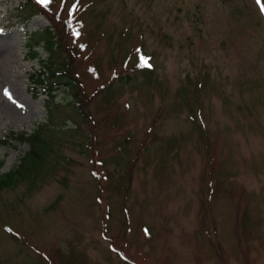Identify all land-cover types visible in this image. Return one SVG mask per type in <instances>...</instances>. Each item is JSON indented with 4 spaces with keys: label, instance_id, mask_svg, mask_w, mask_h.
Wrapping results in <instances>:
<instances>
[{
    "label": "rangeland",
    "instance_id": "374dc122",
    "mask_svg": "<svg viewBox=\"0 0 264 264\" xmlns=\"http://www.w3.org/2000/svg\"><path fill=\"white\" fill-rule=\"evenodd\" d=\"M24 1L0 0V139L48 122L53 141L32 184L27 171L0 191V264H264V17L256 0H78L68 29L83 21L72 73L94 93L86 109L95 128L65 106L64 85L53 96L35 86L31 74L48 55L35 46L40 57L32 58L27 34L50 23L42 15L18 21ZM59 1L48 3L58 9ZM141 48L154 66L149 80L130 65ZM113 113L122 114L119 128H110ZM28 149L1 144L0 174ZM99 159H110L114 179L127 175V198L104 190L96 200ZM104 223L112 246L125 245L119 257Z\"/></svg>",
    "mask_w": 264,
    "mask_h": 264
},
{
    "label": "trees",
    "instance_id": "16d2710c",
    "mask_svg": "<svg viewBox=\"0 0 264 264\" xmlns=\"http://www.w3.org/2000/svg\"><path fill=\"white\" fill-rule=\"evenodd\" d=\"M81 1V0H80ZM78 2V0H61L59 1V8H55V3H41L39 0H25L24 3L20 4L16 10L19 12V14H22V18H19V21L22 23L27 22L33 15L36 14H42L45 16L48 20L50 25L42 28L34 30L30 33H28L29 37V47L31 48L30 56L32 57H40V54L37 50H34V47H41L47 52V57L44 59L39 58L40 68L35 72L31 74V78L35 84V86L39 87L41 91H43L46 94H49L50 96H53V92L56 88V86L64 85L65 88L69 91H71V97L72 99L67 102L65 106H71L76 111V114L78 116H81L86 119L88 117L89 123L91 124L92 128L97 127V122L91 120L89 117V114L87 112V106L90 100L93 98L94 93L92 94H86L84 91H81V85L77 79H75L72 72H75L74 70V60L77 54L79 55L78 45H76L74 42L75 34L77 33V28H82L83 21L77 22L73 26V30L71 32L68 31L70 26L72 25L73 21V8L75 4ZM68 3H70L69 6H71V10L67 13L68 9ZM256 3L258 5L259 10L262 12L264 17V11H262V8H264V0H256ZM58 4V5H59ZM84 6V9L86 10L87 7H89L92 3H82ZM67 13V14H66ZM66 14L64 17L63 15ZM70 40L73 42L74 46L70 43ZM77 48V50H76ZM144 48H141L137 53L131 54L132 62L130 63L131 66L134 67V69H137V72H142V76L146 79H150V74L152 73L154 66H146L144 58L147 57V52ZM149 56L146 58L148 59ZM130 57H126L123 60V64H128V60ZM144 61V62H143ZM147 62V61H146ZM74 64V65H73ZM151 65V64H150ZM87 70H91L93 74L99 73V65L98 63L92 66L89 64L87 66ZM129 71L133 72V68H129ZM114 76H117L115 73ZM130 72H127L126 80H129ZM121 77V76H120ZM118 77V79L120 78ZM80 86V87H79ZM34 90H36L34 88ZM83 90V89H82ZM81 92H83V95H81ZM113 92L111 85L107 86L104 90L105 98L104 101L107 103H110V100L113 97ZM110 93V94H109ZM122 116L121 113H113L112 116H110V128H119L121 126V119ZM47 123H43L39 126H36L33 131H31L29 134H27L24 131H10L9 134L5 135L3 138L0 139V145L1 144H12V141H17L19 144L27 143L29 149L24 153V155L20 158V161L18 165L5 172L0 174V191L4 189L13 188L16 186L17 183L24 181L25 179L24 173L29 172L28 176L26 177V182L32 184V182L29 181L31 177V171L35 170L38 166V164L41 162V160L44 158V149H45V143L53 141V131H49L51 128H47L46 131H43L45 127L48 125ZM202 127V126H201ZM81 130V129H80ZM199 134L203 138L204 133L206 132L205 129H199ZM91 135L92 132H89ZM204 139V138H203ZM205 145L207 144L208 134L206 132V139ZM171 143V141H169ZM90 141H88V148L90 149ZM87 143H80L81 148H83ZM120 146V145H118ZM84 150V149H82ZM124 152H126V149H123ZM29 155H32L31 159L27 160V157ZM62 157L59 155L58 158ZM108 160H102L99 159V164L96 165L92 171L93 176L96 178L94 179L96 182V188H97V201H99L101 198L102 192L105 190H110L112 193H117L118 195H123L124 197L127 196V187L124 186V182L126 180L127 175H120L115 177V179L112 177L114 175L113 171L106 169V165L109 162ZM56 161V163H57ZM5 162V159L0 157V169L3 167ZM55 163V165H56ZM97 163V162H96ZM55 168V166H54ZM98 168H102L103 171H99ZM106 181L107 185H101V181ZM103 189V190H102ZM127 198V197H126ZM125 198V199H126ZM107 201L109 200V196L106 198ZM125 201V200H124ZM121 210L124 212L123 215V221L122 224L124 226V232L128 231V218H127V207L125 206L124 202L122 203ZM243 217L245 218L243 220ZM242 232L244 234L245 225L250 222V209L247 207L244 209L242 214ZM103 234L106 232V226L105 223L103 224ZM106 239L110 240L114 238V236L105 235ZM110 238H109V237ZM116 248L112 246L111 242V248L112 250L120 256V249H123L125 251V245H116ZM221 257L222 254H220Z\"/></svg>",
    "mask_w": 264,
    "mask_h": 264
},
{
    "label": "snow or ice",
    "instance_id": "6c2138e0",
    "mask_svg": "<svg viewBox=\"0 0 264 264\" xmlns=\"http://www.w3.org/2000/svg\"><path fill=\"white\" fill-rule=\"evenodd\" d=\"M42 2L47 4L49 2V0H42ZM258 2H260V0H258ZM262 11H264V8H262Z\"/></svg>",
    "mask_w": 264,
    "mask_h": 264
}]
</instances>
